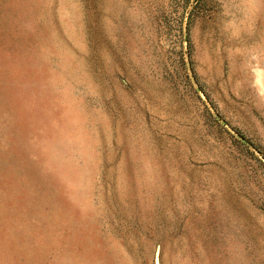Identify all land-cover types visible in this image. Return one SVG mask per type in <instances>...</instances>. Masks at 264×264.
<instances>
[{"label": "rangeland", "instance_id": "obj_1", "mask_svg": "<svg viewBox=\"0 0 264 264\" xmlns=\"http://www.w3.org/2000/svg\"><path fill=\"white\" fill-rule=\"evenodd\" d=\"M0 264H264V0H0Z\"/></svg>", "mask_w": 264, "mask_h": 264}]
</instances>
